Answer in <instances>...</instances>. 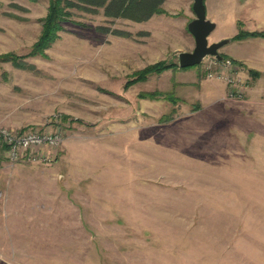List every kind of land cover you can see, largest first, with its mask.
<instances>
[{
  "label": "rangeland",
  "instance_id": "1",
  "mask_svg": "<svg viewBox=\"0 0 264 264\" xmlns=\"http://www.w3.org/2000/svg\"><path fill=\"white\" fill-rule=\"evenodd\" d=\"M79 4L30 54L49 0H0V124L62 137L50 161L0 145V264H264V77L231 51L264 38L235 37L264 32V0H234L222 57L186 67L192 0Z\"/></svg>",
  "mask_w": 264,
  "mask_h": 264
},
{
  "label": "trees",
  "instance_id": "2",
  "mask_svg": "<svg viewBox=\"0 0 264 264\" xmlns=\"http://www.w3.org/2000/svg\"><path fill=\"white\" fill-rule=\"evenodd\" d=\"M160 1L161 0H109L106 4V0H49L48 12L43 19L42 31L38 39L33 44L30 54L42 52V50L47 47L52 40L58 37L57 32L63 28L61 22L65 19V16L69 14V11L67 10L69 7L80 6L79 3L86 7V5L93 3L101 6L104 5L106 13L122 15L124 14V11L143 4V8L145 10L141 12L142 15L140 18H145L154 10L157 12L160 10L158 9ZM248 35L264 36V32H246L240 29L235 37L243 38ZM8 58L13 59L12 56H8ZM163 66H165L163 63H158L154 66L152 65L145 71H141L140 76L151 70H159ZM254 74L257 75L258 72L254 71Z\"/></svg>",
  "mask_w": 264,
  "mask_h": 264
},
{
  "label": "crops",
  "instance_id": "3",
  "mask_svg": "<svg viewBox=\"0 0 264 264\" xmlns=\"http://www.w3.org/2000/svg\"><path fill=\"white\" fill-rule=\"evenodd\" d=\"M204 5L206 10V17L216 23L215 28L221 36L225 35V31H228V33H230L229 35L234 33V0H204ZM257 8L258 10H254L252 13H250L256 15L253 18L255 19L254 22L256 24V21L259 22V20L261 19L264 20V4L262 6L259 5ZM249 40L250 39L248 38L243 39L240 40L237 44H234V48L231 50L233 52L232 54H234V58L247 63L249 67H252L260 72V77H264V38H255L254 42H256L257 44L255 48L249 47ZM224 87H222V90L225 89ZM252 103L253 100L251 98L244 100V103L241 104H236L234 101V107L236 108V111H242V113L239 115L240 118H243L246 121L247 119H249V117L246 116L250 113L249 110L251 109Z\"/></svg>",
  "mask_w": 264,
  "mask_h": 264
},
{
  "label": "built area",
  "instance_id": "4",
  "mask_svg": "<svg viewBox=\"0 0 264 264\" xmlns=\"http://www.w3.org/2000/svg\"><path fill=\"white\" fill-rule=\"evenodd\" d=\"M58 131L24 129L15 131L0 124V145L9 159L27 156L29 159L50 161L61 141Z\"/></svg>",
  "mask_w": 264,
  "mask_h": 264
},
{
  "label": "water",
  "instance_id": "5",
  "mask_svg": "<svg viewBox=\"0 0 264 264\" xmlns=\"http://www.w3.org/2000/svg\"><path fill=\"white\" fill-rule=\"evenodd\" d=\"M192 11L194 18L187 23V29L194 39V47L191 51L178 52V65L180 67L198 64L207 55L221 58L218 49L229 41L222 38L218 41L209 42L208 36L214 30L216 23L206 17L203 0H192Z\"/></svg>",
  "mask_w": 264,
  "mask_h": 264
}]
</instances>
